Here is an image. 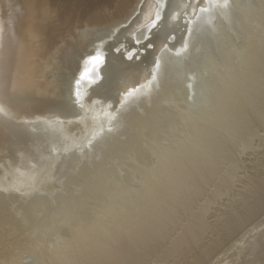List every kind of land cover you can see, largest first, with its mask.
Instances as JSON below:
<instances>
[{"label":"bare ground","instance_id":"1","mask_svg":"<svg viewBox=\"0 0 264 264\" xmlns=\"http://www.w3.org/2000/svg\"><path fill=\"white\" fill-rule=\"evenodd\" d=\"M259 124L264 1L0 0V264H264Z\"/></svg>","mask_w":264,"mask_h":264},{"label":"rangeland","instance_id":"2","mask_svg":"<svg viewBox=\"0 0 264 264\" xmlns=\"http://www.w3.org/2000/svg\"><path fill=\"white\" fill-rule=\"evenodd\" d=\"M244 1H246V0H242V2H244ZM253 1H255V0H253ZM261 1H264V0H260V2ZM6 13L8 15V11ZM87 33L88 34H86L87 35L86 40L91 39V38H93V35L94 36L96 35L95 31H93L91 34L89 32H87ZM201 47H202L201 53L206 52V49H205L206 45L203 44V45H201ZM204 49H205V51H204ZM120 82H121V80L115 79L109 83V87L111 88V90L113 89L112 91H114L115 88L120 85ZM261 131H263V132H261ZM257 132H258V134H257ZM253 137H254L253 139H250L248 141L249 143L248 142L245 143L244 142L245 140L243 138H237V139L233 138L231 140L232 142H230L231 143L230 144L231 145L230 150H231L232 160H233V162L237 168L236 169L237 171L235 170V172H234V176L236 175L237 177L235 176V178H234L235 180L233 181V184H232L233 187H235V188L232 187V193L240 192L243 189V187H245L246 184L249 183L250 180L252 178H254V176L258 172H261L264 170V168H263L264 162L262 161L263 155H264V143H263L264 124L257 125V127L255 128V135ZM238 141L242 142V143H239ZM234 159H236V160H234ZM222 165H221L222 170H225L226 168H228L230 166L227 162H226V164L224 163ZM122 169H124V168H122ZM256 169H257V171H256ZM120 174H122V171L120 172ZM245 182H246V184H245ZM234 183H235V185H234ZM212 190H213V187L207 186L203 192L204 193L203 200L199 201L200 204L197 203L196 205L199 206V205H202L203 203H205L206 202L205 200L208 198V196L211 195ZM205 196H206V198H205ZM230 199H232V198L231 197H223L221 200H217L218 202L215 201V203L213 202L214 204L213 203H212V205L210 204L208 211H207V214L204 217V219L207 220L206 222L212 223L213 220L215 219V216H217L220 212H223L224 209L227 208V205L229 204ZM224 200H225V202H224ZM2 226H0V227L2 229H5V225H2ZM10 233H12V235L4 234V236L2 238L0 237V254L7 250L6 246H3L5 241H13V240H17V239H22V236L18 235V237H17L15 232H10ZM177 233H179V232H177ZM13 234H15V235H13ZM0 236H1V233H0ZM11 248H13V247H11ZM11 248H9V249L12 250ZM15 250H17V249H15ZM25 262H26V264H29L30 259L27 257ZM136 264H165V262L158 261L155 257H150L148 259H141L140 261H137Z\"/></svg>","mask_w":264,"mask_h":264}]
</instances>
